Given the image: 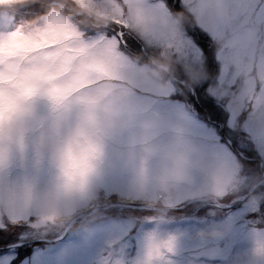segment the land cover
Masks as SVG:
<instances>
[{"label":"rangeland","instance_id":"1","mask_svg":"<svg viewBox=\"0 0 264 264\" xmlns=\"http://www.w3.org/2000/svg\"><path fill=\"white\" fill-rule=\"evenodd\" d=\"M11 1L0 0V36L19 34L16 43L21 46V50L35 56L45 55L49 49L58 48L88 32L102 33L110 29L102 27L94 30L97 28L81 23L82 16H74V20L70 17L62 20V13L57 9L50 13L43 10L44 5L61 3V0H16L14 6H10ZM86 2H98L105 6L115 4V0ZM125 3H129V0H125ZM5 8L9 10H2ZM30 13L36 14L35 19L47 16L42 24L28 27L29 18L26 15L29 17ZM172 20L181 27L174 17ZM50 22H54L53 29L45 31ZM161 23L167 21L162 20ZM14 24L15 28L8 29ZM80 29H86V33ZM157 50L160 49L145 46L138 52L148 59ZM6 51L5 44H0V58L4 57ZM133 63L137 75L128 76L122 87L129 93V111L136 119L123 133L112 131L104 139L103 155L91 179L92 192L99 198L98 207L80 216L66 233V238L43 242L41 246L34 247L28 264H138L153 239L172 240L170 264H264V255L256 249V241L264 238V232L256 231L264 229V219L253 217L239 203L234 207H222L228 202L225 198L229 195L219 202L205 203L185 199L181 191L173 199L171 205L174 207L168 209V215L163 219H153V210L146 208L142 202L144 198L133 190V168L125 163L126 150L130 138L139 131H146L154 137H167L178 130L210 154L215 155L219 149L213 130L191 113L186 105L177 103L172 97L174 93L166 95L169 90L178 89V80L185 89L196 87L200 79L207 76V69L202 65H181L184 76L181 80L176 59L173 70V77L176 78H168V87L161 89L140 70L141 63ZM69 68V59H53L41 77L49 92L61 91L57 81ZM29 107V131L25 134L23 148L12 149L6 167L0 172V182H19L29 178L40 184H48L55 178L52 140L60 114L43 95L33 97ZM74 119L73 111L64 119L63 128L66 130ZM261 162L264 164V159ZM231 165L242 178L237 194L249 187V181H246L243 173L247 169L239 161ZM0 187H3L2 183ZM261 201H264V191H257L246 198L248 204ZM115 203L142 208L112 207ZM13 213L23 214L16 210L8 214ZM67 226L42 230L38 237L35 233L31 235L33 238L51 240L62 234Z\"/></svg>","mask_w":264,"mask_h":264},{"label":"snow or ice","instance_id":"2","mask_svg":"<svg viewBox=\"0 0 264 264\" xmlns=\"http://www.w3.org/2000/svg\"><path fill=\"white\" fill-rule=\"evenodd\" d=\"M132 3L150 21L142 31L133 30L121 18L114 20L110 31L88 32L42 56L22 51L17 33L0 36V44L7 48L0 58V137L7 130L22 149L29 101L45 93L59 98L60 92H49L41 79L53 59H69V69L109 76L117 70L136 76L131 53L150 46L165 49L178 60L181 80V65L207 69L196 87L173 88L166 95L175 93L177 103L213 130L219 145L215 156L230 164L239 161L264 169L260 163L264 159V0H129ZM176 12L187 17L183 27L172 20ZM53 26L50 22L45 31ZM2 160L0 152V166ZM238 203L253 217L264 219V201L248 204L245 198ZM47 229L48 220L37 222L25 214L0 217V264H28L34 246L41 243L31 234L38 237ZM172 253V240L153 239L138 264H170Z\"/></svg>","mask_w":264,"mask_h":264},{"label":"clouds","instance_id":"3","mask_svg":"<svg viewBox=\"0 0 264 264\" xmlns=\"http://www.w3.org/2000/svg\"><path fill=\"white\" fill-rule=\"evenodd\" d=\"M61 3L66 6V11L63 7L60 9L62 20L82 16L81 23L94 28L109 26L121 18L135 31H142L150 24L134 3H125V0H115V4L107 6L86 0H61ZM175 20L183 27L186 17L179 13ZM175 65L173 55L160 49L139 68L156 87L163 89L168 87L166 77ZM121 75L123 79L118 78ZM126 78V74L117 70L109 76L72 68L57 81L61 85L58 99L42 94L60 114L52 140L55 178L48 184L29 178L0 182L3 185L0 187V217L16 210L37 222L48 220L49 227L54 229L73 224L86 211L98 207L99 198L92 192L91 179L103 155L104 139L112 131L123 133L136 119L129 111V93L122 87ZM73 111L75 119L65 130L64 119ZM25 118L24 134L29 131L30 107ZM14 147H19L17 137L5 130L0 137L3 154L0 172L6 167ZM94 148L98 151H93ZM125 163L133 168V190L144 198V206L153 210L154 219L168 215L178 192L182 191L188 200L216 203L235 194L242 180L228 161L210 154L178 130L167 137L137 132L129 140ZM256 231L264 232V229ZM256 249L264 251V238L256 241Z\"/></svg>","mask_w":264,"mask_h":264},{"label":"trees","instance_id":"4","mask_svg":"<svg viewBox=\"0 0 264 264\" xmlns=\"http://www.w3.org/2000/svg\"><path fill=\"white\" fill-rule=\"evenodd\" d=\"M36 4H37V3H36ZM37 5H42V4H37ZM44 6H45V8H46L47 5H44ZM30 15H33V13H30ZM172 73H173V72H172Z\"/></svg>","mask_w":264,"mask_h":264}]
</instances>
